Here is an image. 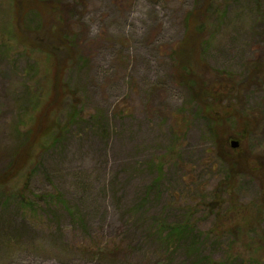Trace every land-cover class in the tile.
<instances>
[{
    "label": "rangeland",
    "instance_id": "obj_1",
    "mask_svg": "<svg viewBox=\"0 0 264 264\" xmlns=\"http://www.w3.org/2000/svg\"><path fill=\"white\" fill-rule=\"evenodd\" d=\"M60 1L71 6L72 28L76 23L81 51L89 58L85 69L68 74L80 91L88 90L85 109L89 121L72 128L63 145L45 154L44 167L34 182L36 189L57 187L74 206L86 211L92 230L109 234L111 240L116 237L120 245L140 240L141 229L132 225L129 209L156 176L146 165L151 160L165 162L163 189L166 197L172 194L177 199L175 208L198 204L196 218L205 234H210L217 221V209L209 208H221V212L236 208L239 213L258 208L263 196L260 179L246 174L233 183L226 181L224 167L214 160L206 121L193 115L194 106L185 109L186 91L172 77L169 50L184 36V15L201 0H88L85 6L79 0ZM225 2L229 4L227 18L205 54L207 75L213 78L215 73L225 72L235 81L245 82L252 79L249 63L264 57V0ZM10 21L8 0H0V152L13 143L12 128L21 107L18 100L29 78L26 68L32 62L17 48L3 52L14 42ZM239 96L237 108L244 106L252 113L253 132L247 140L240 139L233 133L241 127L231 120L226 125L231 136L228 144L235 153L245 147L264 163V81L246 84ZM103 109L109 124L105 136L96 131L89 116ZM175 125L179 129L176 137ZM233 141L238 142L237 147L232 146ZM3 165L0 161V168ZM162 201L153 208H159ZM51 219L38 218L35 228L10 210L6 214L0 211V264L154 263L155 256L149 251L137 250L116 261L92 260L68 251L66 244L80 241L85 231L63 220V228L69 226L70 230L60 233ZM242 226L234 237L224 236L223 247L214 246V236H208L201 254L219 259L234 238L236 253L254 260V247L259 244L249 240L264 233V211L256 232L247 234ZM183 259L177 254L172 264Z\"/></svg>",
    "mask_w": 264,
    "mask_h": 264
},
{
    "label": "trees",
    "instance_id": "obj_2",
    "mask_svg": "<svg viewBox=\"0 0 264 264\" xmlns=\"http://www.w3.org/2000/svg\"><path fill=\"white\" fill-rule=\"evenodd\" d=\"M79 1L85 6L88 0ZM227 3L225 0H201L186 12L184 36L169 50L172 77L186 91L185 109L194 106L193 115L206 121L207 133L214 145V160L224 167L226 181L233 183L236 177L246 174L260 179L263 196L258 208L241 213L236 208L222 212L221 208H209L210 211L217 209V221L210 234H205L200 229L201 220L196 218L200 211L196 207L198 204L175 208L177 199L172 194L166 197L167 191L163 189L165 162L162 158L151 160L146 165L156 176L142 188L129 209L132 225L141 229L140 240L120 245L116 237L111 240L109 234L105 236L102 231L92 230L86 211L74 206L57 187L37 190L34 182L44 167L45 154L63 145L72 128L89 121L85 109L88 90L84 87V92L80 91V86L68 77L70 71L85 69L89 58L81 51L74 19L75 28H72L69 4L60 0H8L14 42L7 43L3 52L17 48L32 62L26 68L30 81L28 78L23 83L27 96L23 93L18 100L21 107L12 128L13 143L0 152V161L4 164L0 168V211L6 214L10 210L18 218L20 216L23 223L35 228L38 218L51 217L60 233L70 230L69 226L63 228V220H68L74 229L85 233L80 241L66 244V249L78 251L92 260L116 261L119 256L127 257L141 250L155 256L153 264H172L177 254L184 258L179 264H264V233L259 239L249 240L259 244L254 247L257 253H254V260H245L236 253L234 238L219 259L201 254L208 236H214V246L223 247L224 236L234 237V232L242 225L247 234L256 232L264 211V163L260 156L255 158L247 153L245 147L233 152L235 149L228 144L231 136L226 126L231 120L240 125L241 131L233 133L240 139L247 140V135L253 132L252 113L244 106L237 108L236 103L246 84L264 81V57L249 63L252 79L245 82H237L225 72H217L213 78L207 75L209 66L205 54L224 25ZM89 116L96 131L105 136L109 131V124L104 120L105 110ZM245 122L251 124L245 125ZM178 130L175 125V137ZM161 199L165 202L153 208ZM205 202L202 199L200 204L204 206ZM41 225L47 224L41 220Z\"/></svg>",
    "mask_w": 264,
    "mask_h": 264
},
{
    "label": "water",
    "instance_id": "obj_3",
    "mask_svg": "<svg viewBox=\"0 0 264 264\" xmlns=\"http://www.w3.org/2000/svg\"><path fill=\"white\" fill-rule=\"evenodd\" d=\"M232 146H233V147H237V146H238V142L233 141V142H232Z\"/></svg>",
    "mask_w": 264,
    "mask_h": 264
}]
</instances>
